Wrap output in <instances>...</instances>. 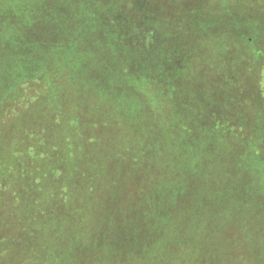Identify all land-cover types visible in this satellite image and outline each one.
Wrapping results in <instances>:
<instances>
[{"label":"rangeland","instance_id":"374dc122","mask_svg":"<svg viewBox=\"0 0 264 264\" xmlns=\"http://www.w3.org/2000/svg\"><path fill=\"white\" fill-rule=\"evenodd\" d=\"M71 8V26L64 38L56 36L61 50L52 56L41 44L30 55L34 52L27 42L32 36L25 34L22 41L27 27L18 14L27 11L28 24L40 10L66 18ZM53 29L58 30L57 25ZM94 44L115 53L101 55L93 51ZM37 54L36 65L22 64ZM147 58L164 66L160 89L158 82L144 87V81L133 79ZM126 77L143 87L137 89ZM172 79L180 85L183 106L192 94L199 102L191 101V120L188 112L181 115L169 103L160 112L168 109L169 118L189 121L183 143L204 155L200 164L212 175V188H222L221 179L227 175V198L221 197L219 204L221 219L227 222L221 234L227 239L214 244V264H264V174L253 166L264 160L260 162V151L252 163L247 153L249 145L250 152L253 145L264 147V0H0V149L31 137L36 146L47 143L57 130L78 127L72 123L77 116L79 132L97 136L99 128L101 133L111 125L91 115L99 106L104 113H114V127L125 126L118 119L129 120L125 109L131 111L127 136L142 133L136 148L156 155L169 152L183 132L170 126L151 130L159 125L154 124L149 96L155 100L157 89L166 93ZM145 101L150 105L146 110L141 106ZM125 146L132 148V141ZM55 177L60 181V175ZM43 179L34 195V209L39 206L41 211L53 196L50 174ZM28 193L13 190L7 196L0 190V228L6 219L22 224L15 209L32 204ZM66 201L71 203L68 197ZM70 208L82 211L75 201Z\"/></svg>","mask_w":264,"mask_h":264},{"label":"trees","instance_id":"16d2710c","mask_svg":"<svg viewBox=\"0 0 264 264\" xmlns=\"http://www.w3.org/2000/svg\"><path fill=\"white\" fill-rule=\"evenodd\" d=\"M9 14L13 16V11L10 10ZM39 14L28 24L27 11L18 14L19 22L27 27L22 41L25 34L32 36L27 42L31 48L26 47L34 52L30 55H35V50L42 44L45 46L43 50H50L55 56L56 51L61 50L57 46L61 42L56 36L61 34L64 38L71 26L72 8L68 13L70 16L65 13L66 18L51 10H40ZM56 25L58 30L53 29ZM139 25L145 23L140 22ZM93 47V51L101 55L115 53L97 44ZM28 50H25V58L29 55ZM38 56L22 64L36 65ZM149 64L156 68L148 69ZM163 67L147 58L133 79L144 81V87L158 82L160 89ZM147 72L149 77H146ZM126 79L136 87V82ZM169 81L166 93L157 89V95L153 93L155 100L149 96L154 109V124L159 125L151 130L170 126L183 132L169 152L162 151L156 155L153 150L145 153V149L136 148L137 140L141 144L142 133L136 132V138L127 136L131 133L128 131L131 128H127L129 120L131 122V111L125 109L129 120L118 119L125 126L114 127V113H104L102 107L97 108L95 104L92 107L97 108V116L95 113L91 115L94 114L99 123L105 119L103 123L111 124L104 127V132L100 133L99 128L97 136L87 138L86 133H80L81 121L77 116L76 123H72L78 127L57 130L55 137L47 143L36 146L31 137L16 140L0 149V190L7 196L13 190L17 195L30 192L33 199L32 204L25 202L23 207L15 209L22 224L6 219L4 227L0 228V264H214V244L220 238L227 239V234L224 237L221 234L227 222L221 219L220 209L223 207L219 206L221 197L223 200L227 198V175L221 179L222 188H212L213 177L208 176L200 164L204 155L194 153L183 143L189 121L174 116L169 118L168 109H164L165 114L160 112L169 103L181 115L188 112L187 119L191 120V101L197 98L199 102V98L192 94L183 106L180 85L173 79ZM40 84L47 85L42 81ZM150 105L145 101L141 106L146 110ZM65 114L70 118L68 112ZM160 114L163 119L157 122ZM118 134L119 138L116 137ZM131 141L132 148L125 146ZM258 146H252L254 153L250 152L251 145L247 147L252 163L256 156H260V151V162L264 160L263 144L262 149ZM253 166L257 173L264 174V164L257 162ZM47 173L50 174L53 196L41 211L39 206L34 209V195ZM57 174L60 181L55 177ZM67 197L71 199L70 204ZM73 201L81 205L83 212L70 208ZM44 212L55 214L56 218L44 217ZM43 221L46 222L44 226Z\"/></svg>","mask_w":264,"mask_h":264}]
</instances>
